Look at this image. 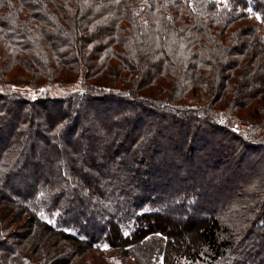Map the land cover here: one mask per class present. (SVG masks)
<instances>
[{
	"label": "trees",
	"instance_id": "trees-1",
	"mask_svg": "<svg viewBox=\"0 0 264 264\" xmlns=\"http://www.w3.org/2000/svg\"><path fill=\"white\" fill-rule=\"evenodd\" d=\"M0 82V264H264V0H0Z\"/></svg>",
	"mask_w": 264,
	"mask_h": 264
},
{
	"label": "rangeland",
	"instance_id": "rangeland-1",
	"mask_svg": "<svg viewBox=\"0 0 264 264\" xmlns=\"http://www.w3.org/2000/svg\"><path fill=\"white\" fill-rule=\"evenodd\" d=\"M10 88V90L15 92H20L23 95H26L27 97L31 99H37L40 96L43 95H49L52 97H66L70 94L81 90L82 92L87 91V87L89 86L88 82H85L82 77L78 76L75 80L62 83L60 82V79H57L56 81H47L42 84H34L32 81L25 80V81H13L12 83H8L6 85ZM0 87H3L0 82ZM120 86H117L116 88H119ZM156 87V86H155ZM158 88V87H157ZM111 88L107 87L105 90L109 91ZM116 92H122L124 90L121 89H115ZM159 90V89H158ZM195 107V106H193ZM218 122L223 125L228 126H234L235 130L240 129L242 131L241 125H246V130L242 131L244 136H249L253 132L257 134H261L264 136V123L260 120L257 121H251L250 119H241V118H234L232 120H229L228 116L226 114H222L218 119ZM3 221V220H2ZM31 225V229L28 230V227ZM33 224L29 223L28 225H19L15 226V234L22 235V238H16L15 234L13 235V239L17 242H24L26 235L31 233L33 231L32 229ZM18 236V235H17ZM41 237L37 236V233L35 236L31 237V239L28 242V245L31 243H34L35 241H38ZM78 248L76 249L75 245L67 244L68 248L70 249V261L72 264H140V262L137 260L136 256L134 255V252H125L122 248L121 250H112L109 251V248L102 244V248L100 250L92 249L91 247H88L87 245H81L79 243ZM63 245L62 249H65L63 247L67 246ZM19 247V246H18ZM145 247L143 248V250ZM59 249L55 248L56 254L59 253L67 254V252H58ZM102 250V251H101ZM75 251V252H72ZM145 251V250H144ZM31 259L33 258V253L30 254ZM137 255H141V257L144 256V254H140V252H137ZM146 255V254H145ZM48 259L49 256H48ZM53 261V259H52ZM51 260H47L46 264H50ZM56 262V261H55ZM54 262V264H55ZM161 264H166V262L161 261Z\"/></svg>",
	"mask_w": 264,
	"mask_h": 264
},
{
	"label": "built area",
	"instance_id": "built-area-1",
	"mask_svg": "<svg viewBox=\"0 0 264 264\" xmlns=\"http://www.w3.org/2000/svg\"><path fill=\"white\" fill-rule=\"evenodd\" d=\"M223 125H225V124H223ZM227 126H228V124H227ZM241 126H242V128H243L242 131H245L246 128H247L246 125H241ZM229 127H230L233 131H235V132H237V133H241V134H243V132H242L240 129L235 130V129H234V126H232V125L229 126ZM244 129H245V130H244Z\"/></svg>",
	"mask_w": 264,
	"mask_h": 264
}]
</instances>
